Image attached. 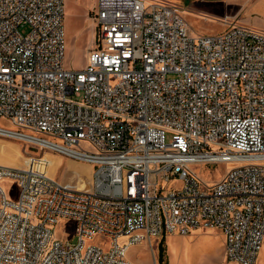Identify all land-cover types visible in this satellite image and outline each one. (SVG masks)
Returning a JSON list of instances; mask_svg holds the SVG:
<instances>
[{"label":"built area","instance_id":"1","mask_svg":"<svg viewBox=\"0 0 264 264\" xmlns=\"http://www.w3.org/2000/svg\"><path fill=\"white\" fill-rule=\"evenodd\" d=\"M183 8L97 0L87 65L68 69L65 0H0V118L14 126L0 135L94 164L87 188L52 177L45 152L0 165L19 187L0 185V264H136L131 246L196 228L223 232L228 261L257 263L264 28L225 16L194 35ZM219 163L232 166L214 183L194 168Z\"/></svg>","mask_w":264,"mask_h":264},{"label":"rangeland","instance_id":"2","mask_svg":"<svg viewBox=\"0 0 264 264\" xmlns=\"http://www.w3.org/2000/svg\"><path fill=\"white\" fill-rule=\"evenodd\" d=\"M170 1L179 2L185 7L182 13L194 35L223 31L225 23L220 18L232 17L231 13L235 14L234 18L241 23L249 25V22H252L264 27V0L259 1L250 12L247 8L252 4V0ZM96 7L97 0H65V66L68 69H82L87 65L89 50L97 34V24L91 14ZM205 13L211 17L206 18ZM0 125L14 127L3 118H0ZM43 152L48 158L45 169L52 177L79 186L84 183H87L88 187L92 186L94 164L72 159L50 150H43L28 141L0 135V165L24 168L30 156L42 155ZM85 166H91V169L87 170ZM231 166L229 163L211 164L210 166L197 164L194 168L209 182L214 183L221 179ZM0 185L9 197L13 199L18 197L19 187L15 180L4 178L0 181ZM176 185H179V182H175L174 186ZM77 240V237H74V241ZM152 240V246L149 242L131 246L127 258L136 264H187L186 261L177 263V260L172 259L174 250L185 252L187 251L184 249L185 246L186 249H190L191 242L207 240V247L199 253L195 264L229 263L225 253V235L219 229L196 228L187 234H166ZM161 243L164 248L162 253Z\"/></svg>","mask_w":264,"mask_h":264},{"label":"bare ground","instance_id":"3","mask_svg":"<svg viewBox=\"0 0 264 264\" xmlns=\"http://www.w3.org/2000/svg\"><path fill=\"white\" fill-rule=\"evenodd\" d=\"M3 136H8V135H3ZM9 137V136H8ZM20 140H24V141H28L31 142L33 144H37V142L35 140H33L32 138H27V137H14ZM80 188H83V186H80ZM175 234V233H173ZM201 240H196L195 242H191L190 243V249H186L185 246V252H179L177 249L174 250V253L172 254V259L173 260H177V263L179 262H184L186 261L187 264H195L199 258V253L205 249L207 247V240L205 241H201ZM257 263L256 264H264V242L262 244L260 253H259V259H257Z\"/></svg>","mask_w":264,"mask_h":264},{"label":"crops","instance_id":"4","mask_svg":"<svg viewBox=\"0 0 264 264\" xmlns=\"http://www.w3.org/2000/svg\"><path fill=\"white\" fill-rule=\"evenodd\" d=\"M259 1H261V0H252L251 2H252V4L247 8V10L250 12V10L259 2ZM246 12V11H245ZM231 15H233L232 17H235V14H233V13H231ZM249 25H251V26H254V27H258V28H264L263 26H260V25H256V24H253L252 22H249ZM73 164H75V165H77V166H79L78 164H76V163H74L73 162ZM85 167H87V170H89V169H91V166H85ZM81 186H83V188H87L88 186H87V183H84V184H82ZM210 229V228H209ZM214 229V228H213ZM144 243H146V242H144ZM144 243H141L142 245L144 244ZM225 243V242H224ZM136 245H138V244H136ZM225 245V244H224ZM227 264H234L233 262H230L229 261V263H227Z\"/></svg>","mask_w":264,"mask_h":264},{"label":"trees","instance_id":"5","mask_svg":"<svg viewBox=\"0 0 264 264\" xmlns=\"http://www.w3.org/2000/svg\"><path fill=\"white\" fill-rule=\"evenodd\" d=\"M163 249H164V248H163V245H162V243H161V253L163 252Z\"/></svg>","mask_w":264,"mask_h":264}]
</instances>
